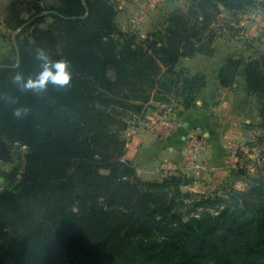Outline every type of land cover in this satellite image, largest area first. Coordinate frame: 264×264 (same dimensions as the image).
Wrapping results in <instances>:
<instances>
[{
	"label": "trees",
	"instance_id": "16d2710c",
	"mask_svg": "<svg viewBox=\"0 0 264 264\" xmlns=\"http://www.w3.org/2000/svg\"><path fill=\"white\" fill-rule=\"evenodd\" d=\"M255 1L198 0L193 10L172 11L139 44L117 27L111 0H62L28 19L12 6L7 24L20 29L18 59L0 66V159L11 158L9 143L26 145L28 153L21 180L14 185L11 172L10 186L0 192V264H264L262 180L234 190L245 211L257 215L250 222L231 221L227 210L215 221L182 222L179 213L171 214L175 198L188 195L182 179L144 182L125 160L126 147L122 154L111 152L126 139L100 127L101 119L90 123L94 116L111 119V107L124 109L112 106L110 99L119 96L150 108L173 96L182 108L192 107L206 76L176 69L180 58L215 53L220 5L238 19L234 12L254 8ZM49 17L53 21L40 28ZM59 63L67 80L45 79L46 72L59 73ZM239 66L228 61L224 86ZM246 77L264 130V55L249 63ZM143 106L135 104L139 112ZM26 231L32 233L23 243Z\"/></svg>",
	"mask_w": 264,
	"mask_h": 264
},
{
	"label": "crops",
	"instance_id": "0c3cea01",
	"mask_svg": "<svg viewBox=\"0 0 264 264\" xmlns=\"http://www.w3.org/2000/svg\"><path fill=\"white\" fill-rule=\"evenodd\" d=\"M44 1L51 3L50 0H0V66L18 59L16 37L20 29L12 31L7 24L12 6L17 4L24 9L21 18L28 19ZM176 4L177 0H159L155 11L147 18H138L137 14L132 16V21L142 27V38H146L159 25L163 26ZM246 14L257 22L251 39L243 40L239 35L232 36L225 31L216 38L212 56L197 54L180 58L176 69H184L190 75L201 73L206 76V87L192 107H181L174 111V118L170 122L158 117L159 108L154 109L156 112L149 110L144 122L151 123V129L143 127L133 132L125 131V158L133 162L141 177H159L164 165L177 162L185 166L178 174L185 173L188 178H205V170H218L226 166L236 147L248 145L264 135L260 126V105L256 95L250 91L246 77L249 63L264 55V9L255 8L242 15ZM230 59L238 60L240 66L232 83L224 86L222 71ZM156 105L160 109L163 107ZM195 135H205L209 144L191 162L187 144L190 136Z\"/></svg>",
	"mask_w": 264,
	"mask_h": 264
},
{
	"label": "rangeland",
	"instance_id": "374dc122",
	"mask_svg": "<svg viewBox=\"0 0 264 264\" xmlns=\"http://www.w3.org/2000/svg\"><path fill=\"white\" fill-rule=\"evenodd\" d=\"M158 1L159 0H111V3L117 10V27L124 33H128V35H131V37L135 36L133 43L139 44L140 42H142L141 40H143L144 37L142 38L141 25H139L137 22L134 23L131 17H135L137 14L138 18H147L152 12L155 11V7H157L156 5L158 4ZM196 1L198 0H177L176 8L174 10H181L183 12L193 10ZM50 2V4H46V1H44L43 5H41L40 8H46L47 6L49 7L51 5H53L54 7H58L61 5L62 0H50ZM255 2L256 6L254 8H251L244 13H237V15L241 17L242 14L251 12V10L255 8L258 10L264 9V0H256ZM138 4L140 5L138 6ZM171 12H169L168 14H170ZM48 13L49 12H46V14ZM216 16L217 17L213 26L219 34L222 32L224 33L225 31L230 33L232 36H237L239 34L238 28L235 26L237 19H233L230 12L226 10L223 5H220L219 12ZM195 17L196 14L193 15L194 20ZM165 19H167V17ZM52 21V18L49 17L39 26L40 28H45ZM162 27V25H159L157 28ZM157 28H155L154 30H156ZM27 33L29 37H31V30L27 31ZM110 74L113 73L110 71ZM146 86H148L149 88V92L147 95L152 102L154 91L151 90L149 84H146ZM107 93L106 96L108 98H111L112 93ZM102 99H105L104 95L102 96ZM110 100L113 103L112 106L120 105V103L124 104V109H122L123 107L121 108L120 106L111 107L110 112L116 111L114 114H112L113 117L111 119L104 118V116L103 118L94 116L93 120H90V123L95 125L98 122L97 120L101 119L102 123H100V127L107 129L109 133H115L119 138H122V136L124 137L125 131L127 130L133 132L136 130V128L142 129V127L146 123H148L144 122L143 119L144 116H146L147 111L149 110L159 108L158 110L160 112L162 108L166 107L172 109L173 112H177V110L182 107L180 104L181 100L173 96L172 99L167 103H155L156 108H150L143 102H137L136 100L132 99H124L121 96L113 97ZM135 104L144 105V109L139 112L135 108ZM152 104H154V101L152 102ZM156 104H159L160 106L163 105L164 107L160 109V107H157ZM154 112H156V110H154ZM93 114L95 113L93 112ZM58 126L62 128L66 127L62 124H59ZM9 146L11 158L9 160L0 159V192L10 186L9 174L11 172H16V181L14 182V185L21 180V175L27 163L26 155L28 153V148L26 145L17 142L9 143ZM113 146L111 147V152H113V154L119 155L124 153V148L126 147V145ZM161 171L159 172V177H154L151 179H146L141 177L139 174L138 175L144 182H163V180L171 176H178L182 179V190L188 195L183 197H176L175 204L171 211V214L179 213L181 215L182 222H189L191 219H198L202 221L204 219H209L210 217L213 218L212 221H215L226 210L228 211V218H230L231 221L238 220L250 222V220L257 215L253 211H245L244 207L239 203V199L235 195L234 190L247 191L252 185L255 184L256 181L262 180L264 182V135L257 137L256 140L250 141L248 145L243 144L236 147L235 153L232 155L228 164L218 170H205V178L204 176H199L196 179L193 177L188 178L186 175H184L185 173L178 174L176 172H171L169 174H166L162 173ZM101 172L104 174L109 173L108 170H102ZM164 190L166 191L167 189H162V191ZM79 208L74 207V210L79 211ZM225 220L226 218L223 217L219 221ZM28 224L31 225L30 223ZM37 225H39V221L37 222L36 226ZM163 232L164 231H159L157 233V235H159L158 238L164 237V235H162ZM30 233H32V231H26V233H22L21 239L23 243L26 241L27 236ZM65 260V264H73L72 262L67 261V259Z\"/></svg>",
	"mask_w": 264,
	"mask_h": 264
},
{
	"label": "built area",
	"instance_id": "2783aa9c",
	"mask_svg": "<svg viewBox=\"0 0 264 264\" xmlns=\"http://www.w3.org/2000/svg\"><path fill=\"white\" fill-rule=\"evenodd\" d=\"M235 26L238 28V35L241 37L243 40H249L251 39L252 32L257 26L256 19L254 17H250L249 15H242L237 19V22ZM164 107V106H163ZM160 116L158 114V117L162 121L170 122L174 118V112L170 108H162L161 111L159 112ZM144 120V119H143ZM151 123H146L144 127L146 129H151L152 126ZM142 127V128H143ZM138 128H136L137 130ZM209 144L208 138L205 135H195V136H190V139L188 140L187 144V151L189 152V161H194V158L200 154ZM184 165H180L177 162L169 164V165H164L162 168V173L169 174L171 172H180L182 169H184Z\"/></svg>",
	"mask_w": 264,
	"mask_h": 264
},
{
	"label": "clouds",
	"instance_id": "9594fccd",
	"mask_svg": "<svg viewBox=\"0 0 264 264\" xmlns=\"http://www.w3.org/2000/svg\"><path fill=\"white\" fill-rule=\"evenodd\" d=\"M40 55H41V57L46 59V54L44 52L41 51ZM58 68L60 69L58 74H54L51 71L46 72L45 73V79H47L48 76H52L54 79H57V80H60V81L67 80L68 76H67V73L64 72V70H63L64 69L63 63H59L58 64ZM17 78L19 79V77H17ZM17 112L19 114V110H17Z\"/></svg>",
	"mask_w": 264,
	"mask_h": 264
},
{
	"label": "water",
	"instance_id": "95a60500",
	"mask_svg": "<svg viewBox=\"0 0 264 264\" xmlns=\"http://www.w3.org/2000/svg\"><path fill=\"white\" fill-rule=\"evenodd\" d=\"M237 13H238L237 11L234 12L235 15H237Z\"/></svg>",
	"mask_w": 264,
	"mask_h": 264
}]
</instances>
